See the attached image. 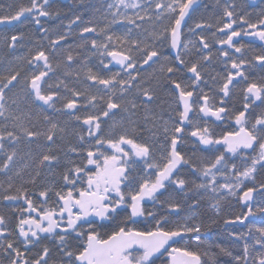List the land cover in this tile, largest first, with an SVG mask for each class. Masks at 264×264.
<instances>
[{
	"label": "snow or ice",
	"instance_id": "1",
	"mask_svg": "<svg viewBox=\"0 0 264 264\" xmlns=\"http://www.w3.org/2000/svg\"><path fill=\"white\" fill-rule=\"evenodd\" d=\"M49 2L30 0L29 5L20 6L12 14L0 16V24L18 22L27 14L39 26L41 17L52 15L45 7ZM255 2L252 0V3ZM194 3L195 0H115V3H109V11L105 14L107 22L93 25L89 21L80 30V37L82 41H87L85 33L95 34L90 39L91 48L95 50L94 54L98 53L101 57L100 63L111 75L105 76L93 71L84 61V78L90 82L84 92L69 88L64 79L58 81L56 89L63 86L65 92L71 93V97L61 96L59 91L44 90V84L48 83L45 78L54 71L51 55L59 54L61 41L67 39V34L51 39L47 51L39 48L31 53L30 59L18 58L25 59L29 66L27 71L21 65L0 79V117L5 121L16 118L5 105L4 90L20 85L37 108H54L58 100H63V109L85 125L87 132V139L80 135V147L69 148L82 163L74 164L64 172L63 185L55 190L54 201L49 195L53 192L52 188L38 191L35 195H38L39 200H36L23 184L15 187L12 192L13 184L9 183L3 200L23 201L26 207L15 209L20 215L16 218L14 230L0 228V254L7 257L8 264H156V259L165 253L168 259L162 261V264H204L203 257L210 254L201 249L202 245L209 249L218 247L221 254L230 257L232 264H264V216L259 224L251 219L257 214H264V199L256 201L253 195L264 190V183L259 185V189L245 185V181L254 180L257 166L264 170V112L257 115L254 122H250L248 117L249 109L256 101L264 103V78L248 82L250 78L246 75V66L255 65L243 54L246 45L235 39L251 36L264 44V9L254 22L248 18L251 13L239 15L241 27L237 30L234 28L236 6L228 3L224 7L223 18L218 19L216 25L197 23L195 28L188 29L196 39H184L182 25L186 23ZM129 9L133 10L131 14ZM109 16L111 19H107ZM79 19L76 17L68 27L71 28ZM117 24L126 25L127 30L117 35L112 31ZM145 24L148 27H144ZM205 27H215L216 31L212 33L214 37L217 32L223 33L216 40L220 46L217 51L223 57L221 63L225 65L226 71V75L221 76L215 84L216 92L220 94L218 103H212L217 99L215 93L210 95L201 87L204 81L201 62L209 61L212 56L210 51L205 52L210 48L206 37L202 31H196ZM134 29L136 35L133 34ZM21 39L22 36L12 35L11 43L7 46L15 48ZM78 46L82 47L83 44ZM165 47L170 50L168 53L164 51ZM229 49L240 55L234 58ZM196 53L199 55L192 59ZM104 57L110 60L106 61ZM253 59L264 68V51L254 55ZM74 63V55L68 52L66 60L58 62L56 67H63L64 76L75 75L79 79L80 73L72 67ZM113 63L119 66L120 71H112ZM154 65L159 67L154 68ZM148 69L152 71L147 78L142 79L141 73ZM185 71L190 74L186 78ZM238 77L240 80H237ZM213 80L216 81V77ZM241 81L246 82L242 89V110H231L227 106V99L231 97L232 88ZM164 84L170 86L175 107L172 109L174 116L160 124V118L150 111L149 105L156 89ZM48 88L51 89L52 84L48 83ZM93 88L95 92L91 91ZM133 89L138 96L143 97L139 104L136 100L126 99V94ZM80 97L84 98L82 103ZM98 101L101 103L98 104ZM81 107L85 110L98 107L99 111L80 117L77 112ZM141 107L144 109L145 125L151 122L158 129L162 128L164 139L169 141L158 159L153 157V150L147 143L136 138L139 130L137 121H130L129 127L124 126L123 120L113 121L107 132L102 127L105 123L102 117L110 119L117 111H131V115H136ZM196 109L199 117L203 118V127L194 122L190 115ZM45 120H48L47 116ZM210 120H232L235 127L231 130L225 127L222 135L217 138L210 132ZM188 125L192 126L191 130ZM15 127L9 129L5 126L0 131V152L6 156L0 164V172L10 170L16 160L15 145L21 140V135L17 134ZM57 128L55 123H51L47 132L43 133L50 142L49 153L51 144L56 142ZM20 132L29 144L41 135L22 125ZM185 133L195 138L193 143L198 141L205 148L222 146V151L217 149L219 154L214 158L206 162L202 158L200 164H195L179 150ZM5 141L13 146L12 151H5ZM226 154L240 157L245 165L243 170L238 169L235 163L230 164ZM54 162H58V157L43 154L37 162L35 175L24 183L35 185L40 169L50 168ZM138 163L144 167L133 175ZM185 165L191 167L192 173L199 174L201 182L193 181L189 187L188 180L179 175L181 166ZM15 175L23 179L21 170H17ZM218 176L223 182L217 179ZM170 185H174L172 192H166ZM244 188L246 190L241 191ZM176 192L192 200L191 208H197L200 199L209 192L213 193L212 198L216 203L211 207L217 213L220 201L227 197L238 198L247 211L224 222L230 225H245L248 222L247 232L229 233L234 240L242 242V252L234 254L228 248L209 244L202 233V224L189 222L192 216H185L182 220L170 219L171 214L178 213L180 209V204L173 198ZM160 196H166L162 203H167L168 213L157 217L154 212H146L143 202H155ZM122 207L128 209L130 215L102 234L101 230L108 227L103 222L113 221ZM137 218H144L150 227L143 230L135 227ZM0 225H5L3 216H0ZM70 237L73 240L71 245L68 243ZM45 238L56 241L60 259H51L48 246H44L36 257L29 259L31 248ZM181 241L184 246H176ZM189 244L195 247H188ZM210 259L215 264V254Z\"/></svg>",
	"mask_w": 264,
	"mask_h": 264
},
{
	"label": "flooded vegetation",
	"instance_id": "2",
	"mask_svg": "<svg viewBox=\"0 0 264 264\" xmlns=\"http://www.w3.org/2000/svg\"><path fill=\"white\" fill-rule=\"evenodd\" d=\"M42 2V0H40ZM109 3H115V0H53L50 1L48 5H46V9L52 14L51 16L54 17V25L50 24V17H42L40 18L41 24L40 28L37 29L40 31L41 39L44 45H46L47 42H49L51 39L57 38L59 35L67 34V39L64 41H61L62 47L59 49V54H64L66 51L65 49L69 50L74 57H75V63L72 65L73 69L76 67L78 62H84L87 61L88 67L90 68L92 65L93 71L101 74V75H111V73L104 69L102 64L100 63L101 57L97 54H94L95 50L91 48L90 39L94 37V33H85V37H87V41H82L80 37V30L83 26H85L89 21L93 22V25H103L106 23L105 14L109 11L108 4ZM228 3H234L235 4V11L237 13V19L236 24H234V28L237 30H240V21L238 19L239 15H244L245 13H251V15L248 17L251 21H256L258 19V14L261 12L262 9H264V2L262 0H256L255 3H252V0H195V3L192 6V9L190 10V15L186 17V23L182 25L183 27V38L184 39H196V36H194L192 33L188 31L189 28H195V25L197 23H203V24H212L216 25L217 20L220 18H223L224 13V7ZM114 10V9H113ZM129 14L133 12L132 9L128 10ZM69 15V17H67ZM76 17H80V19L75 23L71 25V28H69V24L71 21H73ZM107 19H111V17H107ZM24 21H28V25L30 23L35 24L32 17L30 15H27ZM51 27L55 28V35L53 37L49 36V30ZM144 27H148L147 24L144 25ZM246 27V25L244 26ZM35 28V26H34ZM36 29V28H35ZM10 30V29H9ZM46 30V31H45ZM127 30L126 25H114L112 31L116 33L117 35L123 34ZM197 33H201L206 37L207 42L210 46L208 50H205L207 53L210 51L212 53L211 59L209 61H202V67H201V74L204 78V81L207 83L205 84L204 81L201 82V87L204 88L205 91L209 92L210 95L215 93L217 96V99L212 101V103H218V97L219 93L216 92L215 84L217 81L220 80L221 76L226 75L225 71V65L221 63V60L223 57L219 56V53L217 49L220 47L216 40L219 37L223 36V33H216V36L214 37L212 35L213 32L216 31L215 27L208 28L205 27L203 30L197 29ZM133 34L136 35V30H133ZM99 39V38H98ZM236 41H238L240 44H245L246 48L244 50V56L251 61L254 67L246 66V75L249 76V81L252 80L255 81H261L262 78H264V68L257 65L256 62L253 59L254 55L260 54L261 51H264V44H262L259 40H257L254 37L251 36H241L235 38ZM83 44L82 47H79L78 45ZM43 45V46H44ZM226 47V46H225ZM83 51L85 52V57L79 61L77 59L82 55ZM164 51L168 53L170 50L167 49V47L164 48ZM229 52L232 53L233 57L239 56L240 54L234 53L233 50L229 49ZM58 57H56L57 61L60 60ZM67 55V54H66ZM66 55L64 58H66ZM174 56V53H172ZM199 54L196 53L192 59H195ZM104 59L110 60L108 57H104ZM154 68H158L159 65H154ZM57 69V67H55ZM112 71H120L119 66H115L114 64L111 65ZM152 69H148L147 72L141 73V78L145 79L148 76V73L151 72ZM53 73V72H52ZM52 73L49 74V77H46L45 79L48 81V83L52 84V88H48V83L44 84V90L46 92L48 91H59L61 96H67L71 97V93L65 92L63 86L60 87V89H56V84L60 79H64L67 81L69 88H72L74 90H79L81 92H84L87 85L90 83L87 81L83 76V83L81 84L82 87H77L76 80L77 78L75 75L72 77H66L64 75H60L57 73V75H52ZM126 75V74H125ZM158 75V73H157ZM190 74L185 71L184 76L185 78L189 76ZM7 75H3L5 77ZM2 77V78H3ZM213 77H216V81L213 80ZM1 78V79H2ZM237 80H240L238 77ZM246 86V82L241 81L236 87L232 88L231 97L227 99V106L231 110H242L243 106V92L242 89ZM102 87V86H97ZM5 105L9 109V112L12 114L13 117L16 119L5 121L3 117H0V131H3V128L6 126L9 129H13L14 125L15 130L17 131V134L21 135V140L15 145V150L17 152L16 160L10 170L7 172H0V216H3L5 219V225H0V228H7L8 230H14L15 225L17 223V217L20 215L18 211L15 209H18L20 207H26V205L23 204V201H5L3 200V196L5 194V190L8 188L9 183L11 182L13 184V188L11 189L12 192L15 191V187L19 186V182L21 181V177H18L15 175V172L17 170H21V176L24 177L28 175V173L36 167V163L39 160V158L45 154H51L58 157V162H54L53 165L50 168H44V172H52L54 171L57 173V177L50 176L51 179L48 180V182H43L47 177H44L43 174H41L39 181L35 185L31 183L23 184L24 187L29 189V194L33 195L34 199L39 200L38 195H35L40 190H44L46 188H52L53 192H51L49 195L51 197V200H55L54 192L55 190H58L63 185V179L62 176L64 172L72 167L74 164L79 165L81 164V160L79 157H76V155L69 151V148L72 146L80 147L81 141H80V135H84L85 139H87V132H86V126L82 123H79L77 120H75L71 115L68 114V111L63 109V100H58L54 108H49L47 106H42L41 108H37L34 103H32L29 98L25 95V93L21 90L20 85H17L14 88L11 89H5ZM91 91L95 92L96 89L93 88ZM199 93V90H197V94ZM81 103L83 102V97L79 98ZM127 100H136V102L139 104V102L143 99L142 96H138L135 89L131 93L126 94ZM13 100H15V103H13ZM202 103V101H201ZM175 107V98L174 95L170 91V86L167 84H164L160 88L156 89L154 99L149 105V109L152 113H154L157 117L160 118V124L163 123L165 120H170L172 116H174V113L172 112V109ZM56 109H60V111H57ZM91 107H89L87 110L84 108H80V111L77 112V115L80 117H84L92 112ZM261 112H264V103H261L260 101H256L255 104L252 106V108L249 109L248 117L250 122H254V119L257 115L261 114ZM92 114V113H91ZM144 115V109L141 107L139 111H137L136 115H131V111L129 113H124L121 111H117L116 115L109 118H103L105 120V123L102 125L105 132L108 131L109 126L113 123V121H121L123 120L124 126L129 127L130 121H137L139 125V130L136 133V138L142 142L147 143L153 150V157L159 158V155L162 151L165 150V147L169 145V141H166L163 136L162 128L158 129L157 127L153 126L151 122H149L147 125L143 124V120L141 117ZM192 119L194 122H198L201 127L204 126V121L202 117H199L198 115V109H196L192 114ZM45 116L48 117V120H45ZM126 116H133L132 119L125 120ZM210 119V118H209ZM51 123H55L57 128V134H56V142L54 144H51V152L49 153V144L50 142L47 141L43 135V133L47 132L48 128L51 126ZM20 125L23 127L29 128L33 131L40 132L41 135L36 138V140L29 144L24 138L20 132ZM210 132L213 134L214 137H219L222 135L223 130L225 127H228L229 130L235 127L232 120H226L224 122H217V121H211L210 120ZM251 126V123L249 124V127ZM189 130H191V125L187 126ZM60 129H63V131H60ZM155 133V134H154ZM195 138L187 135V133L184 134V140L179 145V150L181 153L184 154L186 158H189L193 161L195 164H200L202 158L205 159V162L207 159L211 156L218 155L219 152L217 149H220L222 151V146H210L208 148H205L204 146L200 145L198 141H193ZM5 143V151L10 152L12 151L13 146L10 145L7 141ZM227 156H230L229 154H226ZM6 158L4 152H0V164L3 163L4 159ZM237 161L238 163L242 160H230V164ZM243 162V161H242ZM250 163V160L248 161ZM243 162V167H244ZM144 165L142 163H138L136 172L133 173V175L138 174L142 169ZM257 172L254 174V176H260V169L259 166H257ZM243 170V168H242ZM264 172V170H263ZM179 175L182 178H186L189 182V187L192 186L193 180L189 179L190 175H196L198 176V180L201 179L198 173L194 174L192 173L191 167L185 165L181 166ZM11 178V181L10 179ZM221 181L222 178L220 177ZM196 182V181H195ZM199 182V181H198ZM246 186H254L259 189V185L250 184V180L245 181ZM174 188V185H170L169 188L166 190V192H172V189ZM246 190V188L242 189L241 191ZM262 192L264 190H259L255 192L253 195L255 197L256 201H260L264 199V195H262ZM173 196L177 199L176 203L180 204V209L178 213H172L170 216V219L172 220H182L183 219V198L179 192L173 193ZM184 196V195H183ZM163 196H160L159 199L155 202L147 201L143 202V207L145 208V211H151L155 213V210L164 209L161 206V200ZM174 199V200H176ZM187 200V199H186ZM233 200L238 201V198L236 197H227L226 199L220 201L221 209L224 206H229L230 202H233ZM240 204V202H239ZM199 205L205 206V203L202 199H200ZM242 207V212H246L247 209L240 204ZM4 211L7 212V215H4ZM166 212L168 213V209H166ZM157 217H160L163 215V213L157 214L155 213ZM242 214V213H241ZM26 215V214H25ZM128 215H130V211L126 208H121L118 210V213L115 215L113 221H105L103 222L105 225H108L107 228L102 229V234L104 232L110 231L112 228L116 227L118 224H120ZM264 216V214H257L256 217H253L252 220H254L257 224L261 222V217ZM9 219H12L11 222H9ZM150 219V218H149ZM191 223H197L193 219ZM9 224V225H8ZM247 223L243 226L238 225H227L223 224L225 228H230L227 232H225V235L228 237L229 245L234 249L232 252L234 254H240L242 252V242L234 240L232 236L229 235L230 232H247ZM172 225H169L171 227ZM135 227L140 229H146L149 227V225L145 222L144 218H137ZM214 235H216L214 233ZM2 239V238H0ZM222 239H220V242ZM68 243L71 245L73 243L72 238H69ZM249 243L251 241L249 240ZM44 246H54L56 249L53 254H51L52 260H59L60 256L58 255V249L56 245V241L51 238H45L42 239L38 244H36L34 247L31 248L30 253H28L29 259L36 257L40 252H42ZM176 246H184L183 242L181 241ZM188 247L194 248V245L189 244ZM240 251V252H238ZM161 258V257H159ZM162 258L167 260V254L165 253Z\"/></svg>",
	"mask_w": 264,
	"mask_h": 264
},
{
	"label": "trees",
	"instance_id": "3",
	"mask_svg": "<svg viewBox=\"0 0 264 264\" xmlns=\"http://www.w3.org/2000/svg\"><path fill=\"white\" fill-rule=\"evenodd\" d=\"M30 4V0H0V16L3 15H9L14 13L20 6H27ZM67 17H69V15H67ZM24 23V22H23ZM50 24L54 25V17L51 16L50 17ZM24 29L26 30L25 32L22 31L21 34H15L18 36H22V39L19 40L17 43L22 42V45L24 43H34L36 41H39L41 38L40 35V31H38L37 29L34 28V25L32 23H30V25H27V27H24ZM7 30V31H6ZM0 31H3L5 33V35L7 36L9 34V30L8 29H0ZM49 36L53 37L55 35V28L51 27L49 30ZM5 35L1 36L0 39L3 41V38L6 37ZM1 43V42H0ZM44 43H37L38 47H29L30 49L26 50L24 53V58L30 59L31 58V53L35 52V50L39 49V48H43L44 50H48L49 49V45H50V41L46 43V45H44ZM3 46H5V54L7 56L12 55V50H10V48L8 46H6L5 44H3ZM2 47V46H1ZM64 51H66L64 54H59V58L60 60L57 61L56 57H58V54L53 53L51 55V61H52V65L54 68V73L53 74H57L59 73L60 75H64V69L63 67H59V68H55L57 63L60 62L61 60H66V58H64V56L69 52V50L65 49ZM23 57V56H22ZM21 57V58H22ZM85 57V52L83 51L82 55L77 59V61L83 59ZM22 66L24 71H27L28 69V65L25 61V59H22ZM88 63V62H87ZM79 65H84V62H78ZM88 67V64H87ZM92 68V65L91 67ZM10 72V71H9ZM8 72V74H9ZM7 75V74H6ZM83 76L84 73L82 75H80L79 79L76 80L77 83V87H82V83H83ZM3 77V75H0V79ZM98 104H100L101 102H97ZM99 111V108H93L92 109V114H95ZM141 119L143 120V117H141ZM143 124L144 121H143ZM130 125V123H129ZM38 162V161H37ZM230 162V161H229ZM237 165V168L242 170L243 167V162L240 161L239 163L237 161L233 162ZM37 165V163H36ZM44 168L40 169V176L41 174L44 175V177H47L43 182H48V180L51 179L50 176L53 177H57V173H55L54 171L52 172H48L46 171V173L44 172ZM260 176H254V180H250V184H254L256 185H260L261 183H264V172L263 170H260ZM36 172V167L34 169H32L28 175L24 176L23 179H20L21 181L19 182V186L21 184H26L24 183V181L28 180L30 178V176H34ZM40 176L37 177V181H39ZM189 179L191 180V177H189ZM28 184V183H27ZM182 198H183V209H182V213L183 215H185L186 213H190L193 212L194 214V221L197 223H201L202 224V232H212L215 233L216 236L212 239L209 240V244L212 245H220L222 247L228 248L230 251L234 250L228 242L229 239L228 237L225 235V232H227L230 228H225L223 226L224 221L226 219H234L235 216L237 215H241L242 212V207L240 206L238 201L233 200V202H230L229 206H224L220 213L218 215H215L214 213L211 212V210L208 209V206L205 204V206L203 205H199L197 208H191L190 204L192 203L191 199H187L185 198V196H183L182 193H180ZM159 211H163L161 213H163V215L167 214L165 209H160ZM4 215H7V212L4 211ZM12 219H9V222H11ZM9 225V224H8ZM210 225V226H209ZM150 227V226H149ZM219 237V239H222V241H218L215 238ZM51 249V254H53L55 252V248L54 246H50L49 247ZM202 250H207L209 252V256L203 257L204 259V264H212L211 262V255L215 254V264H232L230 257H227L223 254H221L219 252V248L218 247H211L206 248V246H201ZM240 252V251H238ZM0 261H2V264H8L7 261V257H4L2 254H0ZM162 261H166L164 258H157L156 259V264H162Z\"/></svg>",
	"mask_w": 264,
	"mask_h": 264
},
{
	"label": "rangeland",
	"instance_id": "4",
	"mask_svg": "<svg viewBox=\"0 0 264 264\" xmlns=\"http://www.w3.org/2000/svg\"><path fill=\"white\" fill-rule=\"evenodd\" d=\"M28 23H29L28 21H25L24 23L21 22L20 24H18L14 28H12V30L10 31V33L7 36L5 35V33L3 31H0V37L3 35L6 36L3 38V41L0 39V42H1L0 43V75H6V74L8 75V72L10 70H12L13 68L21 66V64H22L21 60L22 59H18V58H21L22 56H23L22 58H24V53L26 50L30 49L29 47H33V48L38 47L37 46L38 42L43 43L41 38L39 41H36L34 43H24L23 45H22V42L16 43V47L13 48L14 50H12V55L7 56L5 54V46H3V44H5L7 46L8 44H10V37L12 35L21 34L22 31L25 32L26 30L24 29V27H27ZM84 68H85V65L77 64L76 67L74 68V70L76 72H79L80 75H82L84 73ZM132 117L133 116H126L125 120L132 119ZM212 158H214V156L209 157L207 160H210ZM228 159H229V161L230 160H241L240 157H232V156H228ZM189 177H191V180L196 181V183L201 182V179L198 180V176H196V175H190ZM217 179L221 181L219 176L217 177ZM221 182H223V181H221ZM213 195H214L213 193L209 192L204 196V198H202V200L208 206V209L211 210L212 213H214L215 215H218L221 211V204L219 203V213H217L216 209L211 207L212 204L216 203V200L214 198H212ZM173 198L176 199L174 196H173ZM165 199H166V196H163L160 204H161L162 208H164V205H165L164 209L166 210V209H168L167 203H162V201H164ZM176 201H177V199L175 200V202ZM156 212H157V214H160L163 211L155 210V213ZM185 216H192V219L194 220L193 212L186 213L183 217H185ZM191 221L192 220H190L189 222L191 223ZM202 233H203L204 237L207 238L208 242H209V240H212L216 236L212 232H208V233L202 232ZM215 239L220 241L219 237H217Z\"/></svg>",
	"mask_w": 264,
	"mask_h": 264
},
{
	"label": "water",
	"instance_id": "5",
	"mask_svg": "<svg viewBox=\"0 0 264 264\" xmlns=\"http://www.w3.org/2000/svg\"><path fill=\"white\" fill-rule=\"evenodd\" d=\"M50 1H53V0H50ZM63 1H66V0H63ZM24 17H22L21 18V20L23 19ZM20 20V21H21ZM20 21H18V22H16V21H14L12 24H0V28L1 27H4V26H7V27H11V26H13V25H15V24H17V23H19ZM114 64V63H113ZM115 65V64H114ZM115 66H118V65H115ZM147 202V201H146ZM252 219V218H251ZM246 223H247V221H246ZM227 225H230V224H227ZM235 225H238V226H243V225H240V224H235ZM180 238H177V240H179ZM168 258V257H167Z\"/></svg>",
	"mask_w": 264,
	"mask_h": 264
}]
</instances>
